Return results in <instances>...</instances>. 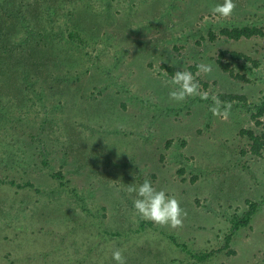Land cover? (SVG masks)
Here are the masks:
<instances>
[{"label": "rangeland", "instance_id": "rangeland-1", "mask_svg": "<svg viewBox=\"0 0 264 264\" xmlns=\"http://www.w3.org/2000/svg\"><path fill=\"white\" fill-rule=\"evenodd\" d=\"M234 2L218 19L223 0H0V17L15 15L0 21V98L11 105L0 99V264H116L115 249L126 264H264V150L241 134L264 132V117L252 119L264 36L220 34L264 28V0ZM222 50L259 61L233 62L249 82L220 68ZM201 63L213 67L197 77L209 99L171 101L164 67ZM221 93L247 106L232 103L223 121L209 111ZM145 179L180 201L183 227L135 214L127 187ZM250 202L257 213L221 250Z\"/></svg>", "mask_w": 264, "mask_h": 264}, {"label": "clouds", "instance_id": "clouds-1", "mask_svg": "<svg viewBox=\"0 0 264 264\" xmlns=\"http://www.w3.org/2000/svg\"><path fill=\"white\" fill-rule=\"evenodd\" d=\"M237 8L234 0H223L211 8V13L216 18H229ZM197 72L182 69L175 72L171 79L167 80L166 86L170 88L169 99L176 103H183L190 97L199 96L203 100L209 99L207 91H201V84L197 77L201 74H210L213 67L210 64L196 65ZM213 105L209 111L213 116L227 121L231 116L232 103L221 101L217 95H212ZM129 194L135 193L133 200L135 214L145 221L153 222L160 226H168L172 229L183 227L187 212L181 208L180 201L169 195L165 190H157L152 181L145 179L142 184H131L127 187ZM112 258L116 264H126V258L122 249H115Z\"/></svg>", "mask_w": 264, "mask_h": 264}, {"label": "trees", "instance_id": "trees-1", "mask_svg": "<svg viewBox=\"0 0 264 264\" xmlns=\"http://www.w3.org/2000/svg\"><path fill=\"white\" fill-rule=\"evenodd\" d=\"M2 10H3L2 15H1L2 18L0 17V21L4 18V16H8L9 22H10V19L13 20V18H15L14 12L12 10H7L6 8H4ZM1 26H3V25L0 22V35L3 32V30L1 29ZM9 30H10V32L6 34V37H7L6 40L7 41H10V38L13 37V36H11V37L7 36L13 32L11 29H9ZM220 34L222 36L227 37L228 39L238 41V40H241L243 38L251 39V38L257 37V36L263 37L264 36V28H260L257 26H248V25L247 26H233V27L227 26V27H224L220 30ZM76 35H77V33L75 31L69 32V37H74ZM216 38H217V35L215 34V32H210V39L212 41H214ZM2 52L4 53V51H2ZM228 57H230L231 61H227ZM240 60H246L248 62H252L256 67L259 66V61L254 60L248 54H245V53L239 52V51H229V50H222L220 52V55H219L217 62H218V65L220 66V68L224 72H228L233 78L249 82L250 79L245 74L237 73L233 67V65H234L233 62H238ZM15 68L17 69V66H15ZM164 68H166L168 70V73L171 76L174 75L176 72L175 69L172 67L165 66ZM190 68L193 72H195V70H197L196 66L190 67ZM3 79H5V78H3ZM1 88L4 89L5 87H1ZM11 88H12V86H11ZM0 95H1V93H0ZM218 97L221 101H226V102H231V103L238 102V103L243 104L244 106H247V103H248L247 97L245 95L221 93L218 95ZM2 98H0V99L3 100L4 98L3 99ZM4 104L10 105L9 101L5 100V99H4ZM263 117H264V97H263V101L261 102V104L256 106V111L252 114V119L254 120L256 125L261 126L263 124V122L261 121V119ZM241 134L243 136H247L249 138V140L251 141V153H253L256 156H260L262 154V151L264 150V132L261 134H256L253 130L243 129L241 131ZM57 177H59V179H64L63 174L60 172L57 173ZM11 183L15 184L14 181ZM18 187H20V188L33 187V184L31 182H27L24 185H18ZM258 207H259V203L250 202V207L244 213V215L241 218L236 219L234 221L233 226L231 228V232L226 236V244L222 247L221 250L229 247L230 242H231L234 234L240 228L247 227L250 224L254 215L258 211ZM143 224H145V223H143ZM173 240L175 242H177V240L175 238H173ZM217 252H219V251H211V252L203 253L200 255L195 254V255H193V257L197 258L200 261H205V260H208L209 258H211Z\"/></svg>", "mask_w": 264, "mask_h": 264}]
</instances>
